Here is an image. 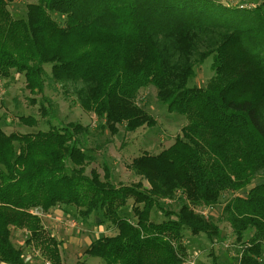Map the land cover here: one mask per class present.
Masks as SVG:
<instances>
[{
    "label": "trees",
    "instance_id": "obj_1",
    "mask_svg": "<svg viewBox=\"0 0 264 264\" xmlns=\"http://www.w3.org/2000/svg\"><path fill=\"white\" fill-rule=\"evenodd\" d=\"M242 6L223 0H38L27 5L24 19L0 0V80L17 72L31 92H44L48 78L65 92L71 87L80 107L104 119L102 127L112 133L121 123L128 131L155 124L138 103L150 84L170 111L188 119L171 146L132 160L136 184L115 183L105 162L103 176L86 173L93 156L81 137L91 132L88 126L8 134L0 125V264H28L25 248L63 264V243L41 215L64 206L76 208L64 210L81 223L99 215L97 224L108 222L117 231L94 238L77 264H90L87 258L185 264L186 231L219 240L221 219L242 245L238 264H264V0ZM209 56L214 75L199 87L197 67ZM45 64H51L50 75ZM19 120L38 125L34 116ZM258 178L246 196L239 194ZM227 193L234 196L217 220L200 211L220 205ZM178 198L177 211L164 205ZM130 199L128 214L123 210ZM154 208L164 220L152 219ZM17 230L28 233L23 245L14 241Z\"/></svg>",
    "mask_w": 264,
    "mask_h": 264
},
{
    "label": "rangeland",
    "instance_id": "obj_2",
    "mask_svg": "<svg viewBox=\"0 0 264 264\" xmlns=\"http://www.w3.org/2000/svg\"><path fill=\"white\" fill-rule=\"evenodd\" d=\"M232 5L250 4L256 5L263 0H223ZM8 9L15 18H24L27 16V5L37 3L38 0H7ZM253 6V7H254ZM57 17V16H56ZM213 56H209L201 65L197 67L195 83L199 87H204L208 80L214 75L212 69ZM45 69L49 75L51 74V64H45ZM47 99V101H45ZM138 103L144 107L154 117L155 124L142 125L134 131H128L124 124H118V131L112 133L108 128L102 127L105 123L104 119L97 117L92 112H86L80 107L71 90L65 92L64 87L60 83H52L46 80L44 92H31L26 87L25 75L14 72L8 81L0 80V114L2 120L0 125L6 133L18 132L29 133L39 130H48L51 126H59L68 123H81L90 128V133L82 136L84 141L82 147L88 150L93 159L85 166L87 174H91L92 170H97L101 176L104 175L103 163H107L111 169L112 180L115 183H138L140 177L135 175L129 168L132 160L144 152L157 154L163 149L171 146L176 137L181 134L184 126L188 124L186 116L172 112L168 109L166 103L162 102L158 97V92L153 84L143 88L138 96ZM52 109V113L49 111ZM34 116L38 120V125H29L19 120V116ZM84 137V138H83ZM261 178L255 180L246 190L239 192L240 195L246 196L248 189L258 183ZM143 186L149 187V183L143 180ZM231 193H227L222 203L215 208L200 209L206 216L217 220L222 212L224 205L233 197ZM183 203V198L177 200L166 199L164 205L167 209L177 211ZM133 199H130L124 211L128 214L132 213ZM72 210L76 213V208L72 206H64L61 209ZM65 211V210H64ZM73 212V213H74ZM152 219L162 221L165 214L159 209L154 208ZM43 218V215H41ZM74 224L72 229L78 228L81 232L83 229H91V239L98 238L100 235H116L117 231L113 227H109V223L97 224L100 220L99 215L91 217L88 224L82 226L81 222L73 215ZM71 221V220H69ZM222 229V238L219 240H211L207 235H192L190 231H186L185 243L188 248V256L185 264H238L240 257L241 243H237L232 234V229L228 222L222 219L218 221ZM45 224V223H44ZM103 226V233H98L96 226ZM102 227V228H103ZM108 228V230L106 229ZM76 230V229H75ZM100 232V231H99ZM78 233V231H77ZM71 233L70 234H77ZM88 235V237H90ZM76 237H81L80 235ZM93 237V238H92ZM24 238V237H23ZM223 238H226L223 240ZM22 240L18 236L14 239L17 245ZM23 241V240H22ZM248 240H246V243ZM89 246V245H88ZM25 258L28 264H47L46 259L41 258L38 262H34V257L29 256L31 251L25 248ZM83 252L74 251L68 258L65 257L63 264H77L82 259ZM32 261V262H31ZM90 264H102L100 258H87ZM52 264V263H49Z\"/></svg>",
    "mask_w": 264,
    "mask_h": 264
},
{
    "label": "crops",
    "instance_id": "obj_3",
    "mask_svg": "<svg viewBox=\"0 0 264 264\" xmlns=\"http://www.w3.org/2000/svg\"><path fill=\"white\" fill-rule=\"evenodd\" d=\"M73 219L74 218H73L72 213L64 211L63 208L62 209L57 208L54 211L43 215V222L45 223L44 224L45 227L50 232H52V234L55 235L63 243L62 244L63 260L66 256L70 257L72 255V253H74V251L79 250V252H81V253L84 252V250L87 248V246L93 240V239H91V236H93V235H91V232H90L91 229L85 228L81 232H79L80 229H78V228H75L76 230L72 229V227H74V224H69V223L72 222ZM69 220H71V221H69ZM81 225L84 226L86 224L82 223ZM102 227L103 226H99V225L96 226V228H98L97 234L103 233L104 227L103 228ZM77 231H78V233H77ZM70 232L71 233H77V234H70ZM27 234L28 233L25 230H17L16 231V237L17 236H18V238L21 237V239L23 240V241L22 240L18 241L19 245L24 244L25 236ZM78 235H80L81 237L80 238L76 237ZM88 235L90 237H88ZM30 253H32V255L29 254V256L34 257L33 261L35 263L41 259L40 255L37 251H31ZM2 264H4V263H2Z\"/></svg>",
    "mask_w": 264,
    "mask_h": 264
},
{
    "label": "built area",
    "instance_id": "obj_4",
    "mask_svg": "<svg viewBox=\"0 0 264 264\" xmlns=\"http://www.w3.org/2000/svg\"><path fill=\"white\" fill-rule=\"evenodd\" d=\"M254 5H252V3H250V4H245V5H243L242 7H253ZM47 264H49V263H47Z\"/></svg>",
    "mask_w": 264,
    "mask_h": 264
}]
</instances>
